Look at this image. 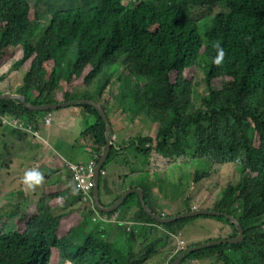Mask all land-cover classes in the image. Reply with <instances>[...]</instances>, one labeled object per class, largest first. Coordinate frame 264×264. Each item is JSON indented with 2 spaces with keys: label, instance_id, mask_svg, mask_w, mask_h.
I'll return each mask as SVG.
<instances>
[{
  "label": "trees",
  "instance_id": "1",
  "mask_svg": "<svg viewBox=\"0 0 264 264\" xmlns=\"http://www.w3.org/2000/svg\"><path fill=\"white\" fill-rule=\"evenodd\" d=\"M217 46L225 53L219 65L214 63ZM13 61V70L23 76L22 85L10 92L29 103L90 100L109 118L116 99L122 114L132 108L143 115L154 137L140 134L122 151L149 162L155 156L160 163L178 166L234 167V182L210 211L240 224L242 244L190 254L180 264L211 258L222 264H264V0H0V70ZM91 86L96 94L87 90ZM74 106L92 121L80 136L90 142L91 163L97 165L106 147V124L91 105ZM52 111L0 99V117L25 119L33 130L41 115ZM3 130L0 119V142L7 137ZM118 153L115 143L102 171ZM208 172H197L195 183L208 178ZM140 180L130 189H140L145 205L161 217L149 204L147 183ZM49 186L46 180L38 201L28 205L23 190L11 195L0 191L10 209L0 215V264H173L179 254L200 246L178 247L175 253L171 240L186 220L155 222L136 194L128 195L115 212L104 213L95 208L92 195L82 200L70 178L61 190ZM115 186L117 197L102 202L112 193L105 171L98 180L104 208L123 193L120 182ZM124 205L128 212L119 219ZM192 210L189 205L183 213ZM114 215L118 226L131 224L123 231L124 251L107 229L114 225ZM216 219L231 227L228 241L237 238L233 224ZM153 227L158 228L156 237L149 230Z\"/></svg>",
  "mask_w": 264,
  "mask_h": 264
},
{
  "label": "rangeland",
  "instance_id": "2",
  "mask_svg": "<svg viewBox=\"0 0 264 264\" xmlns=\"http://www.w3.org/2000/svg\"><path fill=\"white\" fill-rule=\"evenodd\" d=\"M218 10L220 5H216ZM204 11H201V13ZM14 61L9 65H6L0 70V77L6 76L5 80L0 82V91L4 93H11L10 91H16L22 85V76L13 70ZM185 73V76L189 77L192 74ZM204 77V75H202ZM175 77L173 76L172 79ZM78 83V82H77ZM97 83V82H96ZM95 83V84H96ZM219 82L216 80L215 86L218 85ZM77 92H82L85 88H77ZM87 90L96 94L95 87L91 86V88H87ZM107 96L108 94L105 93ZM30 100L33 101V97L29 94ZM117 97H119V90L117 91ZM108 98V97H107ZM132 103V102H131ZM111 107H114V110L109 111V119L112 128V144H118V156H115L114 160L109 161L106 165V181L108 183L109 189L111 190V194L103 196L102 202L108 203L113 197H117V186L120 182L122 191L125 193L130 190L131 185L134 182H141L143 179L147 183V191H149L148 201L151 206H153L164 219H168L169 217H177V215L183 214V211L186 206H193V210H210L215 206V203L220 199V193L233 181L231 178L232 174L236 175V170L234 167H220L218 165H213L208 167L202 163L194 162L192 164L185 165H175V162H166L160 163L155 160V156L152 159V162L147 161L142 155L137 154L132 151H122V148L127 145L131 139L141 136L146 137H154V128L150 126V122H146V118L143 115L137 114L135 109H128L127 113L122 114L119 104L116 99H113L110 103ZM79 107L83 111V108ZM64 109H67L64 108ZM77 109V108H76ZM58 110V109H57ZM56 111V110H54ZM83 114L78 116V120L83 121ZM47 115V114H46ZM46 115H41V120L39 122V127L35 129L37 136L31 134H27L24 132H19L18 135L21 137L18 138L14 136V139L19 142L21 145L22 141L25 140V144L27 146L33 144L32 148L35 150L33 154V158L40 156L42 160L46 156L47 158L56 156L64 157L70 164H85L90 161V158L87 154L84 153V144L86 146L90 145L89 141L82 140L84 144L81 143V133L88 127V124L92 121L88 119L87 122L82 124V131L79 130V134L76 132L74 134L66 133L60 129V127L55 128V121L52 122V128H47L44 117ZM23 122H26L23 119ZM68 122V121H65ZM150 126V127H148ZM4 124V129H5ZM63 128V127H61ZM114 129V130H113ZM50 136L51 145L54 147H48L44 142L43 138H47ZM59 136V138H57ZM40 138L42 140H40ZM58 141V144H56ZM121 142V143H120ZM58 151V153H56ZM81 152L82 154H80ZM1 154H3L1 152ZM11 155V156H10ZM27 162V167L25 166L24 161ZM7 161V162H6ZM31 157L26 156L23 158L20 149L18 148V144L16 147L5 149V153L0 162V188L5 194L11 195L14 191L23 190L27 199L24 200V205H28L29 202H37L40 196V191L42 190L43 181L46 175L50 181V188L55 181L56 186L53 189L58 190L59 184H62L66 180L58 179L57 173L59 169L54 168L53 170H47L44 165H32L30 163ZM9 162H11L9 167ZM149 163V164H147ZM9 167V168H7ZM36 168L43 175V181L36 186L33 190H28L22 183V179L26 170ZM147 173L146 170H148ZM162 168L163 171H162ZM56 173L54 174V171ZM208 178L202 180L200 183H195V174L197 172L208 171ZM52 172V173H51ZM135 173L129 174V173ZM64 174V171H63ZM124 175H129L127 179H123ZM122 176V177H121ZM62 178L63 175L61 176ZM119 177L121 178L119 180ZM53 180V181H52ZM119 180V181H118ZM115 186V187H114ZM136 189V188H133ZM114 195V196H113ZM134 198V197H133ZM3 199V198H2ZM2 199H0V215H4L5 211H10L7 207H2ZM25 199V198H23ZM2 207V208H1ZM128 206L124 205L120 208L119 219H125V213L128 212ZM25 210V207L23 206ZM213 211V210H211ZM59 210H56L55 213H58ZM61 213H67L63 208H61ZM187 213V212H186ZM183 225L179 236H175L172 238L171 242L174 243L175 253L179 251V243L182 242L183 246L192 247L197 245H204L215 243L217 241H228L231 235V227L224 224L220 220L216 218H208V217H200L188 219ZM108 232L116 235V242H118V247L120 251H124V248L120 245H123V226H118L117 224L107 226ZM158 228L153 227L151 230V236L156 237ZM233 232V231H232ZM175 253H172L174 256ZM124 253H122L123 256ZM187 264H222L219 263L217 258H211L207 260H203L201 262H192L189 260Z\"/></svg>",
  "mask_w": 264,
  "mask_h": 264
},
{
  "label": "water",
  "instance_id": "3",
  "mask_svg": "<svg viewBox=\"0 0 264 264\" xmlns=\"http://www.w3.org/2000/svg\"><path fill=\"white\" fill-rule=\"evenodd\" d=\"M0 99H6V100H19L26 108L30 110H37V111H43V110H56L59 108L68 107L70 105L74 104H80V105H91L98 114L101 115L103 118L105 124H106V131H105V137H106V147L102 154L101 160L98 161L94 176H93V200L95 208L98 211L104 212V213H111L116 211V209L123 203V201L126 199V197L130 194H136L139 198L141 207L148 218L154 220L155 222L161 224V225H169L176 222H180L183 220L193 219V218H199V217H215V218H225L227 221H229L231 224L235 226L236 231L238 232V236L236 239L229 240V241H217L215 243L210 244H204L192 249L186 250L184 253L180 254L176 261L173 264H180V262L186 258L187 255L194 254L206 249L214 248V247H220V246H227V245H240L243 241V229L240 226V224L232 217H229V215L222 214L216 211H210V210H197V211H190L187 213H183L180 215H177V217L168 218V219H162L158 217V215L151 212L148 207L145 205L144 201V195L140 189H130L126 191L125 193H122L120 198L109 208H104L101 206L100 203V196H98V180H100V170L103 167V164L107 160L111 147H112V128L110 120L104 110V108L101 105H98L95 102H92L90 100H76V101H70L66 103H48V104H32L26 101V98L23 95H13V94H2L0 95Z\"/></svg>",
  "mask_w": 264,
  "mask_h": 264
},
{
  "label": "crops",
  "instance_id": "4",
  "mask_svg": "<svg viewBox=\"0 0 264 264\" xmlns=\"http://www.w3.org/2000/svg\"><path fill=\"white\" fill-rule=\"evenodd\" d=\"M69 107L71 108V106H69ZM69 107H67V109H64L66 107L60 108L58 110L56 109V111H52L48 115H46L45 117H50V119H51L50 123H46V127L52 128L53 127L52 122L55 121V128L60 127L61 130L66 131V133H69V134H74L75 132L77 134H79V130L82 131V129H83L82 124L84 122H87L88 119H90L89 114H87L85 111L83 114V111L81 109H79V107H72L73 108L72 110L69 109ZM81 114H83L84 119H83V121L79 122L78 116ZM65 121H68V122H65ZM61 127H63V128H61ZM10 133H11V135H9V137H7L5 140V143H4L5 148L10 149V148L16 147V145L18 144V148L20 149L23 158H25L26 156H29V157H31L30 163L32 165L33 164L34 165H44V166H46V169L50 170V171L53 170L54 168L59 169V172L57 173V176L59 177L58 179L67 180L70 178V185H72V182H71V174L68 170L69 165H85V164L91 163V159H90V161L85 163V164H70L66 160V158L61 157V156L59 157V159L56 156L55 157L52 156L49 158H47L45 156L43 160L40 156L33 158V154L35 152V150H33V148H32L33 144L27 146V143L25 144V140H23L21 145H19V142H17V140L14 139V136H16L18 138L21 137L20 135H18L19 132L10 131ZM50 136H51V132L46 139L43 138V142L48 147L51 148L53 146L51 145V142H50ZM57 138H59V136H57ZM40 140H42V139L40 138ZM81 143L84 144L82 141V137H81ZM56 144H58V141H56ZM56 153H58V151H56ZM79 153L82 154L81 152H79ZM84 153L87 154L90 158V154L88 152V146H86L85 144H84ZM24 163H25L24 167H27V162L24 161ZM63 171H64V174H63ZM55 173H56V170L54 171V174ZM62 175L64 178L61 177ZM48 179H50L49 174H48ZM48 179H47V175H46V180L48 181ZM43 182H45V178H44ZM63 183L59 184L58 189H60V186L63 185ZM52 185L56 186L55 181ZM50 186H51V184H50ZM54 186H52V188H54ZM41 189L43 190L46 188L43 186ZM66 211H68V210L66 209Z\"/></svg>",
  "mask_w": 264,
  "mask_h": 264
},
{
  "label": "clouds",
  "instance_id": "5",
  "mask_svg": "<svg viewBox=\"0 0 264 264\" xmlns=\"http://www.w3.org/2000/svg\"><path fill=\"white\" fill-rule=\"evenodd\" d=\"M224 55H225V53H224V50L222 49V48H219L218 46H217V55H216V57L214 58V63L215 64H217V65H219V64H221L222 63V61H223V58H224ZM2 94H13V93H1L0 95H2ZM13 95H19V94H13ZM75 105V104H74ZM71 106V105H70ZM69 107V106H68ZM60 109V108H59ZM54 111V110H53ZM49 114V113H48ZM47 114V115H48ZM0 119H1V122H2V126H4V124H5V129L2 131V133H3V135H6L7 137H9V135H11V133H10V131H14V132H24V133H27V134H33V135H35V136H37V131L35 132V130H33V128L31 127V126H28V124H26L25 122H23V120L22 119H20V118H16V117H14V116H1L0 117ZM45 119V123H50V121H51V119H50V117H45L44 118ZM41 120V119H40ZM19 124H20V126H22V128H19ZM1 134V133H0ZM6 137V138H7ZM6 138L5 139H3L1 142H0V152H2V153H5V146H4V143H5V140H6ZM82 140H83V138H82ZM112 146H113V144H112ZM11 156V155H10ZM88 164H92V163H88ZM88 164H85V165H80V166H87ZM93 165V164H92ZM71 166H76V165H69V167H68V170H69V172H70V174H71V180H72V182H74V184H75V186H76V182H75V180H74V177H73V174H72V172H71V170H70V167ZM94 166V171H95V168H96V165H93ZM101 175H105V171H102V169L100 170V176ZM93 176H94V174H93ZM43 181V175H42V173L38 170V169H36V168H33V169H29V170H26L25 171V173H24V176H23V179H22V183H23V185L28 189V190H33L36 186H38L41 182ZM46 182H43V185L42 186H44V184H45ZM92 183H93V177H92ZM76 188H77V186H76ZM79 191H80V189L79 188H77ZM0 191H2L1 190V188H0ZM73 191H75V190H73ZM81 192V191H80ZM82 193V192H81ZM83 194V193H82ZM4 195H7V194H5L4 193ZM89 195H92V198H93V187H92V189H91V191H90V193H89ZM122 195V194H121ZM0 199H2V198H0ZM139 199V198H138ZM82 200H84V195H83V199ZM84 201H86V199L84 200ZM93 202H94V200H93ZM2 203H3V199H2ZM2 207H4V204H3V206ZM1 207V208H2ZM109 208V207H108ZM192 211H197V209H194V210H192ZM115 212V211H114ZM112 213V212H111ZM157 215V214H156ZM116 217H117V215H114V217L111 219V221H110V223H113V224H115L116 223ZM158 217H159V215H158ZM160 218H162V219H164L163 217H160ZM169 218H173V217H169ZM130 226H131V224H129V223H127V224H124L123 225V227L124 228H127V231H128V229L130 228ZM179 247H184L183 246V244H182V242H180L179 243ZM185 252V251H184ZM183 252V253H184ZM182 254V253H181ZM180 255V254H179Z\"/></svg>",
  "mask_w": 264,
  "mask_h": 264
},
{
  "label": "built area",
  "instance_id": "6",
  "mask_svg": "<svg viewBox=\"0 0 264 264\" xmlns=\"http://www.w3.org/2000/svg\"><path fill=\"white\" fill-rule=\"evenodd\" d=\"M19 128H22L20 124ZM70 170L73 174L77 188H79L84 195V200L88 199L89 193L93 187L92 177L94 174V166L92 164H88L87 166L76 165L71 166Z\"/></svg>",
  "mask_w": 264,
  "mask_h": 264
}]
</instances>
